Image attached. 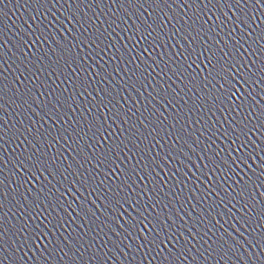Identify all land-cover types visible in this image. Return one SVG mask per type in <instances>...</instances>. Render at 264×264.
I'll list each match as a JSON object with an SVG mask.
<instances>
[{
  "label": "snow or ice",
  "instance_id": "1",
  "mask_svg": "<svg viewBox=\"0 0 264 264\" xmlns=\"http://www.w3.org/2000/svg\"><path fill=\"white\" fill-rule=\"evenodd\" d=\"M24 2L36 5L32 22L24 21L26 28L14 37L0 28V209L10 190L28 219H18L8 228L0 217V253L15 264L16 252L39 248L44 238L59 239L56 230L68 222L66 218H78L83 212L100 219L97 209H86V199L75 208L64 200L69 190L81 196L80 188L91 187L89 195L96 192L90 183L95 177L81 171L88 164L97 174L104 171L101 185L109 178L119 183L114 187L109 183L111 196L105 193L97 206L108 213L98 231L90 228L77 237L68 233L52 248L59 249L67 264H107L109 259L126 264L130 252L142 250L145 259L156 260L166 253L160 264H264V191H259L264 181L247 173L241 176L236 163L257 154L255 149L244 151L249 134L257 128L248 126L253 113L235 121L236 128L225 129L224 135H231L240 152L231 161L216 159L223 148L211 156L207 148L197 152L201 137L214 125L197 130L198 135L192 131V115L205 108L196 99L210 97L213 105L225 110L232 101L233 110L243 111L252 91L237 85L255 83L257 73L264 83V0ZM0 4L7 7L6 0ZM0 13L7 16L3 8ZM38 41H50L52 46L40 55L38 48L29 52L28 47ZM141 42V53H148L143 59L136 51ZM109 50L112 56L106 58ZM257 60L261 66L255 68ZM201 84L206 96L200 95ZM234 97L241 103L236 104ZM255 119L264 128V120ZM11 142L23 150L9 159ZM157 147L163 154H153ZM67 149L73 155H65ZM67 159L72 163L64 166ZM129 161H134L130 168ZM73 164L79 167L70 172ZM259 166L264 168V157ZM225 167L237 175L238 187L212 184ZM69 175L73 184L66 189ZM201 176L209 187L201 188ZM173 177L178 179L164 192L162 182ZM190 180L195 188L181 201ZM138 182L152 187L148 193L137 191ZM213 191L219 200L205 210ZM188 205L189 211L181 215ZM41 215L39 223L30 222ZM53 244L48 239L45 250Z\"/></svg>",
  "mask_w": 264,
  "mask_h": 264
}]
</instances>
